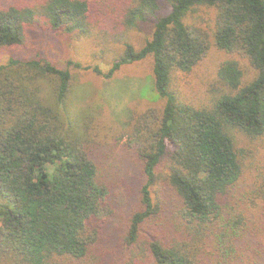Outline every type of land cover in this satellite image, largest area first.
<instances>
[{"label": "trees", "instance_id": "obj_1", "mask_svg": "<svg viewBox=\"0 0 264 264\" xmlns=\"http://www.w3.org/2000/svg\"><path fill=\"white\" fill-rule=\"evenodd\" d=\"M102 3L114 5L107 15ZM210 10L212 27L187 21ZM94 13L123 30L155 18L139 49L126 43L107 71L84 67L112 79L153 57L164 105L139 115L127 142L143 181L137 201L114 225L113 184L67 103L70 70L10 58L0 64V264H264V187H244L234 137L264 135V0H0V47L22 44L34 26L88 35ZM211 40L254 73L225 60L228 91L193 107L171 90L172 73L191 72Z\"/></svg>", "mask_w": 264, "mask_h": 264}, {"label": "rangeland", "instance_id": "obj_2", "mask_svg": "<svg viewBox=\"0 0 264 264\" xmlns=\"http://www.w3.org/2000/svg\"><path fill=\"white\" fill-rule=\"evenodd\" d=\"M111 1L116 5L121 2ZM101 7L107 15L114 5L102 3ZM167 11L163 4L159 14L164 15ZM214 14L213 10L202 11L200 17L190 16L187 21L197 24L205 21L204 25L212 27ZM154 22L155 18L150 17L139 21L133 29L123 30L117 21L94 13L88 35L57 33L34 26L22 44L0 47V64L7 63L10 58L29 60L40 56L59 68L70 70L73 80L67 103L75 130L86 132L91 145L99 149L95 155L105 165L119 203H116L118 211L112 222L120 228L131 204L137 201V190L143 182L137 154L127 147L129 134L139 115L149 109L159 112L164 100L157 98L153 89L152 56L121 66L112 79L84 67L98 66L107 71L126 43L139 49L151 37ZM231 58L240 59L247 78L253 75L245 60L217 49L211 40L207 54L191 72L177 70L172 73L171 90L182 102L193 107H210L219 93L228 91L219 79L218 71L221 64ZM41 85L43 97L51 96V84L42 82ZM234 137L243 168L241 181L244 187L251 184L264 187V135L252 139L235 131Z\"/></svg>", "mask_w": 264, "mask_h": 264}]
</instances>
